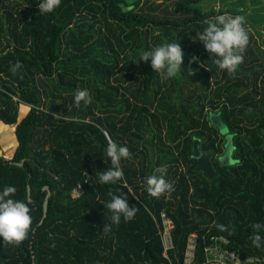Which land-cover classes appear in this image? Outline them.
<instances>
[{
  "label": "trees",
  "instance_id": "obj_1",
  "mask_svg": "<svg viewBox=\"0 0 264 264\" xmlns=\"http://www.w3.org/2000/svg\"><path fill=\"white\" fill-rule=\"evenodd\" d=\"M202 1L60 0L41 14L40 0H0V122L14 127L18 142L12 158L0 155V188L15 186L33 217L23 242L0 243V264H184L192 233V264L206 261L217 236L230 239L242 264H264V247L250 239L253 225L264 223L262 33L242 9L205 10ZM225 13L243 16L249 37L232 73L194 41L205 21ZM165 43L185 53L174 78L137 61ZM77 89L88 90L90 103L74 104ZM228 135L233 162L224 163ZM109 141L130 151L115 184L99 182L112 167ZM196 142L212 154L213 179L197 169ZM161 166L173 188L153 197L146 179ZM126 186L136 214L104 232L109 193ZM163 213L174 223L169 258Z\"/></svg>",
  "mask_w": 264,
  "mask_h": 264
},
{
  "label": "clouds",
  "instance_id": "obj_2",
  "mask_svg": "<svg viewBox=\"0 0 264 264\" xmlns=\"http://www.w3.org/2000/svg\"><path fill=\"white\" fill-rule=\"evenodd\" d=\"M60 4V0H40L38 4L39 13L46 14L53 12ZM206 27L197 32L194 41H199L205 51L210 54L212 61L222 70L232 73L242 63L243 57L237 54V50L243 51L249 41L248 33L244 26L245 18L241 15L229 13L218 15L205 21ZM185 53L180 43H165L151 50L144 51L137 61L151 63V67L162 73L165 79L174 78L180 72L184 63ZM194 59L199 62L198 57ZM21 65L12 66L11 71L15 73ZM91 101L87 89H77L73 102L79 106L81 102L88 104ZM106 155L110 158L112 167L99 173V182L103 184H115L119 181L123 172L119 167L122 158L130 156L129 148L126 145L109 141L106 148ZM166 168L157 167L147 177V192L153 197H159L165 192H170L172 183L166 180ZM128 192L121 191L118 195L109 193L111 200L104 205L112 215L109 222L104 225V232L110 231L113 224H119L121 217L130 221L136 214V207L130 206L129 194L133 193L130 186H126ZM17 189L13 185H5L0 188V243L20 244L23 242L32 229L33 217L30 202L17 199ZM253 233L250 237L253 246L264 247V223H255Z\"/></svg>",
  "mask_w": 264,
  "mask_h": 264
},
{
  "label": "built area",
  "instance_id": "obj_3",
  "mask_svg": "<svg viewBox=\"0 0 264 264\" xmlns=\"http://www.w3.org/2000/svg\"><path fill=\"white\" fill-rule=\"evenodd\" d=\"M77 194L80 193L77 189ZM163 230L162 237L165 246L164 256L169 258L168 252L174 247L172 228L174 223L172 219L162 214ZM214 244L206 248V261L203 264H242L243 262L237 256V253L227 246L230 244V239L225 236L213 237ZM198 244V237L196 233H192L188 239L186 250V258L184 264H192L194 257H196V248ZM255 258L248 257L244 262H253ZM170 264H174L170 262Z\"/></svg>",
  "mask_w": 264,
  "mask_h": 264
},
{
  "label": "rangeland",
  "instance_id": "obj_4",
  "mask_svg": "<svg viewBox=\"0 0 264 264\" xmlns=\"http://www.w3.org/2000/svg\"><path fill=\"white\" fill-rule=\"evenodd\" d=\"M167 2L170 3L171 0H167ZM200 6H202L205 10H208L211 7H214L218 10L228 7L242 9L244 11L245 18L255 21L253 22L254 26L260 33H262L260 40L264 43V0H203L202 3H200ZM8 133H10L9 130ZM7 138L9 139L10 137ZM3 140L4 139L0 137V155L10 159L14 155L13 152L16 144H14V147L11 148L13 144H5L2 142ZM76 193L77 192H75V195Z\"/></svg>",
  "mask_w": 264,
  "mask_h": 264
},
{
  "label": "water",
  "instance_id": "obj_5",
  "mask_svg": "<svg viewBox=\"0 0 264 264\" xmlns=\"http://www.w3.org/2000/svg\"><path fill=\"white\" fill-rule=\"evenodd\" d=\"M55 104L56 101L53 100L50 105V110L54 111L55 109ZM213 121L217 123L221 129L224 131L225 130V124L221 122L219 116H213ZM234 150V145H233V137L231 135L227 136V144H226V153L224 156L221 157L222 162L224 163H231L233 162L232 158V152ZM194 154L196 157L200 158V162L197 166V169L200 171H203L209 178H215L217 176V172L214 168V165L211 162V157L212 154H203L200 149H199V143H195V149H194ZM45 189H48V187H45ZM49 190V189H48ZM29 191H30V186H29ZM50 194V191L48 195ZM47 205H48V198L45 201V216L47 215Z\"/></svg>",
  "mask_w": 264,
  "mask_h": 264
},
{
  "label": "crops",
  "instance_id": "obj_6",
  "mask_svg": "<svg viewBox=\"0 0 264 264\" xmlns=\"http://www.w3.org/2000/svg\"><path fill=\"white\" fill-rule=\"evenodd\" d=\"M26 111H27V109H23V114H22V112H21L22 115L20 114L21 118H23L26 115ZM8 130L10 131V133H8ZM6 133L9 134V135H7ZM0 135H1L0 137L2 139H4L2 141L3 143H5V144H9V143L13 144V146L11 148H13L14 144H16V147H15L14 152H13V154H14L15 151H16V148L18 146L17 137H16V134H14V127H12L10 125H5L3 122H0ZM7 137H10V138L8 139ZM0 145H1V143H0Z\"/></svg>",
  "mask_w": 264,
  "mask_h": 264
}]
</instances>
